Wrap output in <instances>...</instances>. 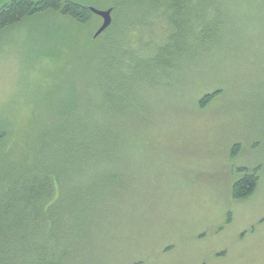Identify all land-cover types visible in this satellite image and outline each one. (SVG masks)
Returning <instances> with one entry per match:
<instances>
[{
	"label": "trees",
	"instance_id": "16d2710c",
	"mask_svg": "<svg viewBox=\"0 0 264 264\" xmlns=\"http://www.w3.org/2000/svg\"><path fill=\"white\" fill-rule=\"evenodd\" d=\"M139 6L138 18L122 17L124 9ZM111 9L112 24L91 38L97 45L74 69L73 98L63 97L70 89L61 91V100L51 106L58 116H48L31 163L21 171H0V264H58L56 254L74 230L66 216L104 209L97 201L90 207L77 201L116 196L134 187L133 175L145 176L142 148L152 122L135 138L132 120L142 111L149 116L157 99L177 109L181 101L168 99L184 87V102L195 112L220 102H231L232 112H248L255 98L264 107V0H120ZM51 13L81 27L97 16L76 0H6L0 6V38ZM191 91L198 95L190 98ZM254 114L258 119L264 112ZM4 139L0 121V143ZM238 145L231 157L241 150ZM133 161L138 164L134 170ZM237 176L231 202L251 200L262 168L240 167ZM233 217L234 211L225 226L233 224ZM260 227L264 217L241 239Z\"/></svg>",
	"mask_w": 264,
	"mask_h": 264
},
{
	"label": "rangeland",
	"instance_id": "374dc122",
	"mask_svg": "<svg viewBox=\"0 0 264 264\" xmlns=\"http://www.w3.org/2000/svg\"><path fill=\"white\" fill-rule=\"evenodd\" d=\"M76 1L104 11L120 2ZM5 2L0 0V6ZM129 8L122 17L138 18L142 6ZM101 24L97 16L81 27L58 14H43L0 38V121L5 134L0 171H21L31 163L48 116H58L51 106L61 100L60 92L70 89L63 97L73 98L74 69L97 45L91 38ZM186 93L181 87L168 99L181 101L177 109L157 99L147 110L149 116L142 111L133 118L135 138L152 122L142 148L145 176L133 175L134 187L116 196L77 201L89 207L97 201L104 209L66 216L74 230L56 254L58 264H264V228L253 235L246 231L241 239L244 230L264 217V115L256 119L254 114L264 112V107L255 98L248 112L230 111L231 102L195 112L184 102ZM197 95L192 92L189 97ZM238 143L241 150L231 157ZM137 166L133 161L132 170ZM240 167H260L263 176L251 200L232 203L230 187ZM233 211V224L225 226ZM143 230L151 234L143 236Z\"/></svg>",
	"mask_w": 264,
	"mask_h": 264
},
{
	"label": "water",
	"instance_id": "95a60500",
	"mask_svg": "<svg viewBox=\"0 0 264 264\" xmlns=\"http://www.w3.org/2000/svg\"><path fill=\"white\" fill-rule=\"evenodd\" d=\"M90 11L97 16H100V18L102 19V25L100 27V29H98L95 38H97V36L101 35L102 33H104L106 30H108L109 26L112 24L113 22V16H112V12L113 9H107V11L104 10H100V9H95V8H90Z\"/></svg>",
	"mask_w": 264,
	"mask_h": 264
},
{
	"label": "bare ground",
	"instance_id": "6f19581e",
	"mask_svg": "<svg viewBox=\"0 0 264 264\" xmlns=\"http://www.w3.org/2000/svg\"><path fill=\"white\" fill-rule=\"evenodd\" d=\"M102 25V24H101ZM101 27V26H100ZM100 27H99V29H100Z\"/></svg>",
	"mask_w": 264,
	"mask_h": 264
}]
</instances>
